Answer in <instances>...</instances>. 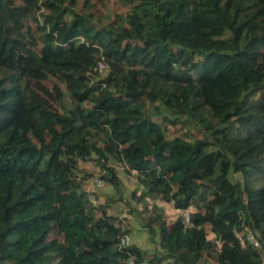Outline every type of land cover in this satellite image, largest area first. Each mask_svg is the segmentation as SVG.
Wrapping results in <instances>:
<instances>
[{
    "label": "trees",
    "instance_id": "obj_1",
    "mask_svg": "<svg viewBox=\"0 0 264 264\" xmlns=\"http://www.w3.org/2000/svg\"><path fill=\"white\" fill-rule=\"evenodd\" d=\"M106 1L0 0V264H264V0H114L98 27ZM121 163L177 211L143 218L173 228L154 253L119 243Z\"/></svg>",
    "mask_w": 264,
    "mask_h": 264
},
{
    "label": "rangeland",
    "instance_id": "obj_2",
    "mask_svg": "<svg viewBox=\"0 0 264 264\" xmlns=\"http://www.w3.org/2000/svg\"><path fill=\"white\" fill-rule=\"evenodd\" d=\"M102 11L107 16L100 21H96V25L102 26L107 23V20L114 18V13H123V8L120 6L118 2L114 0L104 2V6ZM31 26L34 28V22H31ZM176 133L174 131H168V134ZM92 172V176L89 178L86 188L91 192H96L98 196L96 197V202H102L105 194H111L113 192V188L104 184L102 187H95L93 185V178L98 175L99 166H97L94 162H86L80 163L79 172ZM117 171L121 175L122 180V194L126 201H117L110 208L109 213L118 215L122 218L120 224H127L130 226V236L132 242L137 245V247L141 251L154 253L156 249H160V243L162 239H168L171 237L173 228L171 231H163L161 234H158L155 238V241H150L148 239V234L146 229L143 227V218L148 216L151 213H154V205L157 206L159 210V214L163 216L165 219H171L172 224L174 219L177 217V211L172 208V205L169 203H165L160 197H149V190L147 185H141L134 174L127 175L124 170H120L117 165ZM139 193H143V196L140 200L135 197H132L133 191ZM180 213V212H179ZM211 228L209 227V230ZM53 235V234H52ZM59 256L55 257L57 261ZM264 258V257H263Z\"/></svg>",
    "mask_w": 264,
    "mask_h": 264
},
{
    "label": "built area",
    "instance_id": "obj_3",
    "mask_svg": "<svg viewBox=\"0 0 264 264\" xmlns=\"http://www.w3.org/2000/svg\"><path fill=\"white\" fill-rule=\"evenodd\" d=\"M109 68V63L106 59V57L104 56V54H102V52H98L96 53L95 55V58H94V64L91 68V71L90 73L95 75L96 76H101L103 75L104 73H106V71L108 70ZM119 169L120 170H127V166L123 163L119 164L118 165ZM137 171L135 169H130V174H136ZM93 185L95 187H102L105 182L104 180L100 177V174L96 175L93 180ZM88 199L89 201L92 203V204H96V197L94 194H90L88 196ZM181 214V217H182V220L185 224L188 223V209L187 208H182V209H179L178 210ZM237 236H238V240L239 242L244 245L246 243L254 246V247H258L259 246V241L258 239L256 238V236L249 230H243L242 233H237ZM119 243L121 246H126L130 243H132V239H131V236H130V233H125L123 235H121L119 237ZM134 261L132 259V257H129L127 260H126V264H133ZM140 264H149L147 262V260H143Z\"/></svg>",
    "mask_w": 264,
    "mask_h": 264
}]
</instances>
